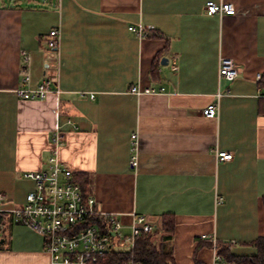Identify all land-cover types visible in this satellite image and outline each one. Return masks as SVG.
<instances>
[{
    "label": "crops",
    "instance_id": "crops-1",
    "mask_svg": "<svg viewBox=\"0 0 264 264\" xmlns=\"http://www.w3.org/2000/svg\"><path fill=\"white\" fill-rule=\"evenodd\" d=\"M207 1L59 0L45 12L0 0L3 208L25 202L23 173L47 170L58 129L62 165L89 175V196L121 220L124 233L142 215L157 230L158 244L162 217L172 214L166 243L177 264H211L213 238L231 243L234 255L256 253L249 243L264 236V0H213L234 4L235 14L222 17L205 14ZM139 26L161 37L129 29ZM54 28L60 92L22 99L16 88H33L53 73L46 53ZM165 48L168 63L154 82L152 63ZM221 56L239 68L233 81L219 79ZM134 85L166 90L138 96L130 92ZM210 104H218L217 118L202 114ZM217 150L232 159L219 161ZM3 230L0 264H51L39 233L13 224L9 213H0Z\"/></svg>",
    "mask_w": 264,
    "mask_h": 264
},
{
    "label": "built area",
    "instance_id": "built-area-1",
    "mask_svg": "<svg viewBox=\"0 0 264 264\" xmlns=\"http://www.w3.org/2000/svg\"><path fill=\"white\" fill-rule=\"evenodd\" d=\"M232 2H206L204 12L208 16L235 14ZM131 31L140 37L148 36L142 26L130 27ZM60 30L54 28L49 33L47 40L48 58L47 68L53 70L52 74L44 76L42 81L33 88H16L15 93L25 100H45L51 92H60L58 85L59 70ZM23 63L28 61V53L22 52ZM55 58L56 62L49 61ZM171 68L179 70L178 56L172 54L169 58ZM239 75V68L230 57L221 56L219 60V79L233 81ZM261 79L257 74L256 80ZM22 81L30 82L29 74H23ZM165 87L147 86L142 88L134 85L130 92L138 96L142 94H157L164 92ZM94 98V94H91ZM208 118H217L219 115L218 104H210L202 110ZM71 123V121H68ZM133 150L137 149L136 136L132 137ZM53 145L49 157L47 170H32L23 173L25 179L34 182L33 190L26 195L25 202L11 208H3L7 196L0 192V213H9L13 224H23L37 233L44 240V248L51 256V264H95L105 257L109 246L114 245L133 248L135 239L142 233L149 234L154 231L153 225L142 215H134L130 225V232H123V223L114 214H109L96 207V201L91 196H85L81 185L74 179V173L62 165L59 150L64 145L62 133L56 129L51 136ZM219 161H230L231 152L216 151ZM132 165H137L136 154L132 157ZM99 217L104 223H92V217ZM212 263L233 264L224 259L217 251V241L212 240ZM122 264H141L133 257L124 260Z\"/></svg>",
    "mask_w": 264,
    "mask_h": 264
},
{
    "label": "trees",
    "instance_id": "trees-1",
    "mask_svg": "<svg viewBox=\"0 0 264 264\" xmlns=\"http://www.w3.org/2000/svg\"><path fill=\"white\" fill-rule=\"evenodd\" d=\"M148 37H161L160 34L150 32ZM167 49L159 52L152 63L150 70L151 80L156 82L159 80V68L164 60V54ZM74 179L81 185L85 196H89L91 188V179L88 174H74ZM92 223L101 224L104 228L105 223L99 217H92ZM175 227V217L172 214H165L162 217L161 229L165 233L161 236L158 244L155 240L158 232L154 230L152 233L140 234L136 239L133 248L122 247L112 244L109 246L105 257L95 264H122L124 260L133 257L141 264H177L172 249L167 245L168 235ZM256 249L254 255H234L231 253L232 244L228 242H217L218 253L233 264H264V236H260L249 243ZM209 246L212 248V240H209ZM200 264V263H198Z\"/></svg>",
    "mask_w": 264,
    "mask_h": 264
},
{
    "label": "rangeland",
    "instance_id": "rangeland-1",
    "mask_svg": "<svg viewBox=\"0 0 264 264\" xmlns=\"http://www.w3.org/2000/svg\"><path fill=\"white\" fill-rule=\"evenodd\" d=\"M21 3L27 5L28 7H32L34 9H38V10H42L45 12H49L51 10H56L55 8L57 7L58 1L59 0H18ZM29 180V179H27ZM29 181H25L23 183V195L24 197L26 196L25 194H27L28 191H30L31 189H33V183ZM30 228V227H29ZM129 233V232H127ZM2 234H6L7 235V231L3 230L2 232H0V240L4 239V237H2ZM170 244V241H169Z\"/></svg>",
    "mask_w": 264,
    "mask_h": 264
},
{
    "label": "water",
    "instance_id": "water-1",
    "mask_svg": "<svg viewBox=\"0 0 264 264\" xmlns=\"http://www.w3.org/2000/svg\"><path fill=\"white\" fill-rule=\"evenodd\" d=\"M168 63V59L167 58H164L162 64H166ZM4 242V239L0 240V243Z\"/></svg>",
    "mask_w": 264,
    "mask_h": 264
}]
</instances>
